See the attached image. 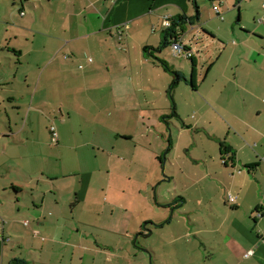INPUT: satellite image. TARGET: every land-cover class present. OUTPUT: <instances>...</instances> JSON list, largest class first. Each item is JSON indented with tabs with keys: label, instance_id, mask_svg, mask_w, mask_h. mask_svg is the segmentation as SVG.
Segmentation results:
<instances>
[{
	"label": "crops",
	"instance_id": "crops-1",
	"mask_svg": "<svg viewBox=\"0 0 264 264\" xmlns=\"http://www.w3.org/2000/svg\"><path fill=\"white\" fill-rule=\"evenodd\" d=\"M168 15L186 20L192 59L166 62ZM263 19L264 0H0V264H264ZM26 67L38 75L15 72ZM173 72L186 81L173 86ZM79 81L110 91L95 106L125 132L109 162L121 145L128 185L112 187L111 170L50 174L63 136L50 129L49 143L45 118L56 111L44 99L75 102ZM189 85L192 118L178 101ZM172 119L183 124L179 141L177 129L168 137ZM185 133L193 140L182 147ZM139 173L148 178L135 191ZM143 195L151 203L142 208Z\"/></svg>",
	"mask_w": 264,
	"mask_h": 264
},
{
	"label": "rangeland",
	"instance_id": "rangeland-1",
	"mask_svg": "<svg viewBox=\"0 0 264 264\" xmlns=\"http://www.w3.org/2000/svg\"><path fill=\"white\" fill-rule=\"evenodd\" d=\"M196 12V11H195ZM239 15V11H236L235 13V18L237 19ZM203 34L202 39L204 38L205 34ZM200 40L197 42L199 47L205 48L206 46L208 48H212L210 43L207 40ZM195 46L196 41L194 42ZM166 58V62L174 63L177 64L179 62L176 57L173 56L171 49L169 47L165 48V53L163 54ZM180 61L187 62L188 64L191 62L190 61H185L180 59ZM16 73H18V76H23L26 73L30 72V76L38 75L39 70L35 67H26L20 70L19 72L15 70ZM29 74V73H28ZM188 80H191V74L188 77ZM75 89V97L76 101L72 102H65L64 97H57L55 94L52 92L50 94H46L47 97L44 99V104L46 106H49L52 110L56 111L51 114L47 113L46 114V120H45V131L48 133L50 137V142L51 138L53 137L50 133V129L55 128L57 130L56 133H60L63 136V140L59 141V145L61 148L59 149V146L54 149V157L56 162H54L53 165V171L50 172L51 175L55 174H61L63 175L64 173L67 172H94V174L98 175V178H101L106 176V174L111 170L113 174V181H112V187L118 188L119 186L125 184L128 185V182L123 181L120 182V179L118 175H121L124 173L123 171L127 169L128 162L122 163L118 160L117 155H120V146L118 145V149L116 150L115 148V153L116 157H114L113 162H109V152L112 151V146L115 145L116 141V134L118 133H125L119 128V125H117L118 117L113 116V112H111V115L108 116L107 114L104 115L103 112H100L97 107L101 106V103L99 99H96L99 95H107L110 93V91L106 87L100 88L99 90H91L86 88L81 84L77 83L74 86ZM190 85L188 87H181V91L178 92V101L179 103H182L185 105L184 108V117L187 115L192 118V112H188V95L187 92H190ZM189 94V93H188ZM48 98L50 101L48 102ZM67 100V99H66ZM115 104L116 102H111L110 105ZM97 105V107L95 106ZM64 108V110L68 109L71 110V117L69 116L68 110L64 111L63 113H60L59 109ZM112 109L115 108L114 106L111 107ZM49 111V109H48ZM194 116V115H193ZM125 118V117H124ZM122 118V120H124ZM133 120V118H130ZM129 119V120H130ZM185 119V118H184ZM174 119H172L173 121ZM187 121V120H186ZM65 122V123H64ZM63 124V125H62ZM134 121L132 124L129 125V130L133 129ZM177 129V130H176ZM183 129V124L179 121H173V126L172 128H168V137L172 135V132L176 130V133L174 134L175 141H179L178 138L179 136V131ZM121 131V132H119ZM158 131L159 128H158ZM149 135V136H148ZM148 138L143 139L140 136L138 137V142L141 143H146L143 142L144 140L147 141L148 143L153 140L154 135L152 133H148ZM189 136V137H188ZM201 136V135H199ZM146 137V136H144ZM193 140L192 134L188 133V135L183 134L182 139H181V144L182 147L186 145L187 141ZM47 140V138H46ZM123 140H118V144H121ZM172 141L174 142V139L172 138ZM53 145L55 144V141L53 142ZM129 145V150L132 149V144H127ZM126 145V146H127ZM142 145V144H141ZM170 143H167V147L164 149L163 157H168L167 155V150L169 147ZM180 148V154L181 152H184L186 148ZM60 151H59V150ZM158 151V150H156ZM185 153V152H184ZM157 166L160 168V163L157 161ZM48 169V167H47ZM163 172V170H162ZM139 178V180L134 181V185L132 188L136 191L139 190L140 184L143 185L145 179L148 178V176H145L144 173H139L137 174L136 178ZM137 178V179H138ZM44 181L46 180L45 178L43 179ZM96 180V179H95ZM72 182L70 183L71 188L77 190L81 188V184L79 182V177L72 179ZM68 180H61L60 183H66ZM97 182V181H96ZM97 184H102V182ZM46 185V183H44ZM125 187V186H123ZM134 191V192H135ZM180 196H177L178 198ZM137 200L140 202V204L143 206L148 203V198L146 199L145 196H141L137 198ZM150 209L148 208L147 212H149ZM150 213V212H149ZM171 216H169L170 218ZM156 225V224H155ZM161 228V227H160ZM143 229V228H142ZM148 230H152V226L150 224L147 225ZM144 230V229H143ZM145 231V230H144ZM143 234H145L143 232ZM141 235V234H140ZM137 238V239H136ZM135 241L138 243L139 249L143 250L144 252L148 253V245H149V237H144L143 235L141 236H136Z\"/></svg>",
	"mask_w": 264,
	"mask_h": 264
},
{
	"label": "trees",
	"instance_id": "trees-1",
	"mask_svg": "<svg viewBox=\"0 0 264 264\" xmlns=\"http://www.w3.org/2000/svg\"><path fill=\"white\" fill-rule=\"evenodd\" d=\"M198 16H199V14H198ZM171 27L169 28V29H167L166 31H165V37H164V41H163V43H162V47L163 48H167V47H169L170 49H171V46H172V44L174 43V41H180V40H182V37H183V35H184V33H185V31H186V25H187V22H186V20L185 19H183V18H175V17H172V19H171ZM202 33H204V34H206V35H210L211 36V34H209L208 32H206V31H202ZM174 73V72H173ZM174 75H175V81H174V83L172 84L173 86L174 85H177V83L179 82V81H181V80H184V81H186V79L184 78V77H182L179 73H174ZM174 116H176V117H178V115L176 114V112L174 111ZM55 129V128H54ZM55 133H56V131H55ZM52 134H53V136H54V132L52 131ZM57 134V133H56ZM55 137V136H54ZM55 138H58V135H57V137H55ZM170 142H171V140H170ZM227 151V149L225 148V152ZM165 157H163V155H160V156H158L157 157V160H158V162L160 163V165H161V167H163L164 165H165ZM14 190L15 191H17V190H19V188H17V187H14ZM147 225L148 224H145L144 225V227H143V229L147 232V233H150L151 232V230H148L147 229ZM155 226H157L158 228H160V227H162L163 226V224H156ZM16 264H24L22 261H16Z\"/></svg>",
	"mask_w": 264,
	"mask_h": 264
},
{
	"label": "built area",
	"instance_id": "built-area-1",
	"mask_svg": "<svg viewBox=\"0 0 264 264\" xmlns=\"http://www.w3.org/2000/svg\"><path fill=\"white\" fill-rule=\"evenodd\" d=\"M216 12L218 14L220 13L218 8H216ZM171 19H172V17L169 15L165 16L163 18L162 21H163L164 28L169 29L171 27V24H172ZM262 22H264V19L262 20ZM122 30H123V26L118 27L119 34H121V35L123 34ZM153 30L155 31L156 27H154ZM171 52H172L173 56L176 58L192 59L194 57V53L190 50V48L182 40L174 41V43L171 46ZM89 62H92L91 58L89 59ZM52 131L54 132V136L57 137V134L55 133L54 128H52ZM234 202H235V198L233 196L229 195L228 196V203H234ZM262 235L264 236V232L262 233ZM253 255H254V251L250 250L244 255V257L249 258Z\"/></svg>",
	"mask_w": 264,
	"mask_h": 264
},
{
	"label": "water",
	"instance_id": "water-1",
	"mask_svg": "<svg viewBox=\"0 0 264 264\" xmlns=\"http://www.w3.org/2000/svg\"><path fill=\"white\" fill-rule=\"evenodd\" d=\"M137 239V238H136Z\"/></svg>",
	"mask_w": 264,
	"mask_h": 264
}]
</instances>
